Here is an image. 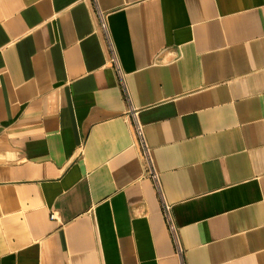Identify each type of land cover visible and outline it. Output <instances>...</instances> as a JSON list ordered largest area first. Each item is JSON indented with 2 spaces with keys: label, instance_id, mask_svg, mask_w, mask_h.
Segmentation results:
<instances>
[{
  "label": "crops",
  "instance_id": "0c3cea01",
  "mask_svg": "<svg viewBox=\"0 0 264 264\" xmlns=\"http://www.w3.org/2000/svg\"><path fill=\"white\" fill-rule=\"evenodd\" d=\"M0 264H264V0H0Z\"/></svg>",
  "mask_w": 264,
  "mask_h": 264
},
{
  "label": "built area",
  "instance_id": "2783aa9c",
  "mask_svg": "<svg viewBox=\"0 0 264 264\" xmlns=\"http://www.w3.org/2000/svg\"><path fill=\"white\" fill-rule=\"evenodd\" d=\"M99 18H100L101 28L103 29L108 39V42H109V47L111 50V58H110L111 65L115 68L121 80V84L123 86L125 97L127 101H129V108L127 110V116L130 118L133 124L135 133L137 135V142L140 147V150L148 162L147 173L154 181L155 187L160 195L161 202H162V211L167 221L169 230L171 231L175 239L177 249L179 252H182V248H181L179 237H178V228H177L176 222L172 214V205L164 197L162 184H161V175L154 165V160H153V156L151 153L150 145L145 135L144 125L139 120L138 108L135 105H133V103L131 102V94L126 84L124 71L121 67V63L119 60V56L116 52L115 46L110 38V32H109V28H108L107 21H106V15L102 11H99ZM51 217L55 218L56 217L55 213H52Z\"/></svg>",
  "mask_w": 264,
  "mask_h": 264
}]
</instances>
